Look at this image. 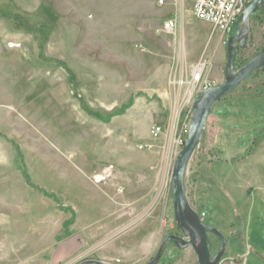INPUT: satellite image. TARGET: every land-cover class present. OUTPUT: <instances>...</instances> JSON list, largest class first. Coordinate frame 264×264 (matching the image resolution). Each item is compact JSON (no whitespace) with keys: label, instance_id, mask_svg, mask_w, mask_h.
Segmentation results:
<instances>
[{"label":"rangeland","instance_id":"1","mask_svg":"<svg viewBox=\"0 0 264 264\" xmlns=\"http://www.w3.org/2000/svg\"><path fill=\"white\" fill-rule=\"evenodd\" d=\"M192 3L0 0V264H147L179 231L178 141L203 80L224 81L232 36L196 19ZM263 47L264 6L235 70ZM200 62L203 80L188 98L190 83L178 82ZM185 190L228 239L221 264L246 253L247 264H264V68L214 104ZM197 263L191 246L170 245L157 264Z\"/></svg>","mask_w":264,"mask_h":264},{"label":"water","instance_id":"2","mask_svg":"<svg viewBox=\"0 0 264 264\" xmlns=\"http://www.w3.org/2000/svg\"><path fill=\"white\" fill-rule=\"evenodd\" d=\"M263 6L264 0H252L244 10L236 33L230 36L227 41L224 81L217 86L203 90L194 101L187 138L174 162L172 172L175 220L183 236L168 235L164 237L157 255L147 264H157L160 261L169 239H175L176 246L181 249L191 246L198 257L197 264H221L228 246V239L216 227L204 223L199 213L191 206L185 190V176L190 159L206 130L207 120L214 104L233 92L252 73L264 68V47L238 70H235L234 63L236 52L246 47L250 17L259 7ZM208 233L214 234L219 239V249L214 256H212L209 248ZM247 261L248 253L244 255L242 264H247ZM82 264L102 263L98 260H89Z\"/></svg>","mask_w":264,"mask_h":264},{"label":"built area","instance_id":"3","mask_svg":"<svg viewBox=\"0 0 264 264\" xmlns=\"http://www.w3.org/2000/svg\"><path fill=\"white\" fill-rule=\"evenodd\" d=\"M251 2L252 0H193L192 11L196 19L209 24L214 30L228 36L234 35L236 33L240 17ZM174 28L175 22L173 20H168L165 22V30L172 31ZM205 67L206 63H198L193 67L191 71V79L189 81H184L181 79L178 82V85L181 87L190 83L192 90H190L188 98H191L194 95V88L196 84H200L202 82ZM202 85L203 90L209 88L208 83H206L204 80ZM162 132L163 129L161 126H153L151 129L153 138H158ZM184 142L185 139H182L181 135L178 145L184 146ZM104 172V176L108 174L110 176V171ZM200 217L203 219L204 214H202Z\"/></svg>","mask_w":264,"mask_h":264},{"label":"crops","instance_id":"4","mask_svg":"<svg viewBox=\"0 0 264 264\" xmlns=\"http://www.w3.org/2000/svg\"><path fill=\"white\" fill-rule=\"evenodd\" d=\"M184 24V23H183ZM207 24V23H206ZM186 37L187 38H192L193 40H195L196 39V35L193 33V32H187L186 33ZM204 48L205 47H203V49H202V52L204 51ZM202 54V53H201ZM108 188H110V189H112L114 192H115V190L112 188V187H108ZM114 192L111 194L110 193V197L112 198V196H113V194H114ZM116 194V193H115ZM119 198H122V196H119ZM112 200V199H111ZM112 202H113V200H112ZM115 205H117L116 203L114 204L113 203V207H111V210L106 214L107 216H111L112 214H113V209L116 207ZM105 215V214H104ZM71 242H73V244H75V245H78L79 244V241H78V238H71V239H69V241H68V244H70V246H72V243Z\"/></svg>","mask_w":264,"mask_h":264},{"label":"flooded vegetation","instance_id":"5","mask_svg":"<svg viewBox=\"0 0 264 264\" xmlns=\"http://www.w3.org/2000/svg\"><path fill=\"white\" fill-rule=\"evenodd\" d=\"M261 7H259L254 13H256L259 9H260ZM253 13V14H254ZM252 14V15H253ZM174 235H176V236H180V237H182L183 235H182V232H181V230L179 229V231L176 233V234H174ZM213 234L212 233H208V237H209V242L212 240V236ZM215 236V235H214ZM216 237V236H215ZM217 238V237H216ZM170 245H176V243H175V239H169L168 241H167V244H166V248L168 247V246H170ZM209 246H210V244H209ZM165 248V249H166ZM212 254V253H211ZM215 255V253L214 254H212V256H214Z\"/></svg>","mask_w":264,"mask_h":264},{"label":"trees","instance_id":"6","mask_svg":"<svg viewBox=\"0 0 264 264\" xmlns=\"http://www.w3.org/2000/svg\"><path fill=\"white\" fill-rule=\"evenodd\" d=\"M237 53H238V52H237ZM237 53H236V55H235V58H236V56H237ZM22 168H23V167H22ZM22 174H23V177H24L26 183L29 184V176L26 174V170H25V168H23V170H22Z\"/></svg>","mask_w":264,"mask_h":264},{"label":"bare ground","instance_id":"7","mask_svg":"<svg viewBox=\"0 0 264 264\" xmlns=\"http://www.w3.org/2000/svg\"><path fill=\"white\" fill-rule=\"evenodd\" d=\"M176 113V112H175Z\"/></svg>","mask_w":264,"mask_h":264}]
</instances>
